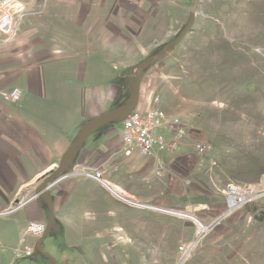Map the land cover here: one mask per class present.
Masks as SVG:
<instances>
[{
	"label": "crops",
	"instance_id": "0c3cea01",
	"mask_svg": "<svg viewBox=\"0 0 264 264\" xmlns=\"http://www.w3.org/2000/svg\"><path fill=\"white\" fill-rule=\"evenodd\" d=\"M187 1L190 0H82L78 4L60 1L50 5L49 18H45L49 21L39 17L46 16L45 11L42 15L37 12V16L27 14L12 40L0 33V213L10 210L16 200L35 197L22 209L6 215L15 216L8 228L16 232L14 246H20L18 236L21 237L28 223L46 225L48 207L38 193L42 179L59 167L63 154L90 120L118 108L108 107L121 89L107 85L106 73L112 72L105 59L120 58V49L124 47L126 53L131 51L130 45L122 48L123 43L154 41L155 33L159 35L157 41L174 39L182 28L172 38L168 32L165 38L160 37L167 30L160 31V28L169 25L171 16L184 17ZM68 14L74 25L69 26L72 29L63 39L59 38L65 46L61 55L54 49L56 45H50L41 35V27L53 24V20L58 23ZM195 26L194 20L192 29L181 42ZM112 69L123 70L131 83V69L121 64ZM146 74L143 71L135 108L139 112L146 108L150 94L158 97L155 88L150 89L144 82ZM12 89H18L21 95L16 104L1 97V93ZM159 107L164 110L160 98ZM164 111L169 117L178 118L186 131L174 154L146 157L133 151L126 157L121 143L122 123L116 127L107 122L95 127L74 148L65 174L74 170H100L105 183L133 203L183 211L202 221L211 218L207 209L222 211V214L226 206L222 196L214 201L200 195L194 187H187L196 179L195 173L202 163L198 158L203 157L197 155L195 146L186 145L189 134L180 115L173 114V109ZM211 159L207 160L208 166ZM50 194L53 224L73 229L77 221L64 222L65 215L90 214L95 222L89 228H100L107 233L111 238L107 241L109 245L124 237L144 240L152 246L155 241L162 243L168 239L171 227L177 228L180 222L184 225L183 219L126 205L97 182L83 176L59 182L50 189ZM186 194L193 199V204L187 203ZM6 233L2 232L5 239ZM34 241L27 238L29 245ZM9 250L16 249L10 247ZM0 264L12 263L7 262L6 255L0 254Z\"/></svg>",
	"mask_w": 264,
	"mask_h": 264
},
{
	"label": "rangeland",
	"instance_id": "374dc122",
	"mask_svg": "<svg viewBox=\"0 0 264 264\" xmlns=\"http://www.w3.org/2000/svg\"><path fill=\"white\" fill-rule=\"evenodd\" d=\"M14 1L24 2L30 16L45 11L46 16H39L43 20L49 18L52 3L78 4L82 0ZM197 5L195 30L170 48L162 59L148 66L143 79L150 89L155 88L164 110L173 109V114L180 115L189 134L186 139L189 148L200 141L212 146L210 154L198 158L202 163L195 173L196 179L187 187L192 186L200 195L217 201L218 190L229 182L260 184L264 190V0H197ZM189 6L187 1L184 17L169 18V25L160 28V31L167 29L160 37L165 38L168 32L172 38L184 27ZM52 22L41 27V35L61 53L65 46L59 38L68 34L74 21L68 14L58 23ZM152 37L154 41L123 43L122 48L130 45L131 51L126 53L124 47L120 49V58L105 59L112 72L106 73L107 85L121 89L109 108L128 102L132 85L123 70L115 71L112 67L121 64L131 69L132 80L136 65L156 55L167 43L157 41L156 33ZM125 117L119 116L108 123L117 127ZM211 158L217 161V167L207 173V160ZM186 195L187 203L193 204V199ZM205 211L213 218L198 220L204 225L211 224L207 234L198 238L197 225L183 219L184 225L180 222L177 228L171 227L168 239L162 243L155 241L152 246L144 240L124 237L109 245L107 233L100 228H89L95 217L82 212L78 216L67 214L64 222L77 221V226L72 229L52 224L42 241V249L56 264H264V222L256 218L264 216V195L229 215ZM14 217L0 216V254L6 255L7 262L12 264H53L36 250L29 258L13 255L21 248L14 246L16 232L8 229ZM2 232H8L6 239ZM20 239L18 236L17 240ZM194 241H197L195 245ZM190 244L192 250L185 257L179 248ZM10 247L16 250L12 252Z\"/></svg>",
	"mask_w": 264,
	"mask_h": 264
},
{
	"label": "built area",
	"instance_id": "2783aa9c",
	"mask_svg": "<svg viewBox=\"0 0 264 264\" xmlns=\"http://www.w3.org/2000/svg\"><path fill=\"white\" fill-rule=\"evenodd\" d=\"M26 4L23 2H15L14 0H0V33L5 35L7 40H12L19 32L24 17L28 14ZM1 97L11 104H16L20 100V92L18 89H12L8 93H1ZM167 132L169 137L165 135ZM185 129L181 126L178 118H171L167 113L159 107V98L150 94L146 108L139 112L134 109L126 115L121 124V143L123 154L128 157L133 151L146 157H154L159 154H174L178 151L180 139L185 136ZM195 151L199 157H204L212 152V146L206 142H198L195 145ZM217 167V162L211 159L207 168V173H211ZM83 176L91 179L105 188L113 197L120 202L133 206L151 209L170 216L189 219L197 225L198 238L207 234L212 228L211 224L204 225L193 216L178 210H169L155 208L151 206L133 203L126 198L119 190L108 186L103 180V172L74 170L71 173L64 174L55 185L70 177ZM54 185V186H55ZM219 195L224 198L225 211L221 214L229 215L238 209H241L259 199L264 195V190L260 184L255 185H237L229 182L218 190ZM29 200H19L10 210L0 213V216H6L22 209ZM193 217V218H192ZM212 223V222H211ZM45 231L44 223L30 222L28 223L21 235L20 247L15 253L16 258H29L32 256L35 247L27 243V238H34L36 241ZM194 241L192 244H196ZM181 246L179 250L183 256L187 257L190 253L191 245Z\"/></svg>",
	"mask_w": 264,
	"mask_h": 264
},
{
	"label": "water",
	"instance_id": "95a60500",
	"mask_svg": "<svg viewBox=\"0 0 264 264\" xmlns=\"http://www.w3.org/2000/svg\"><path fill=\"white\" fill-rule=\"evenodd\" d=\"M196 8H197V0H190V6L188 8V16L187 21L182 28V30L177 34V36L172 39L171 41L167 42L163 45L161 50L154 56L148 57L144 60H142L139 64L136 65L133 79H132V85H131V94L130 99L128 102H126L124 105L113 109L111 111H108L101 116L94 118L90 120L80 131L79 135L76 137V139L69 145L67 150L62 156V159L59 163V167L55 171H51L49 175L44 177L42 181L40 182L38 186V193L45 199L48 207V220L45 225V231L42 234V236L37 240L35 244V249L39 253L43 254L47 258L51 259V257L43 252L42 249V241L48 231L50 230L53 221H54V213H53V206H52V200H51V194L50 189L56 184V182L65 174L66 169L68 168L70 162H71V156L74 148L79 145L91 132L92 130L104 123L110 122L114 120L115 118L119 116H125L128 113H130L132 110H134L138 103V96H139V88H140V82L141 77L143 74V71L150 66L151 64L159 61L162 59L165 55V53L178 44L182 38L192 29V26L194 24V20L196 17ZM16 200L14 203H17ZM193 218V217H192ZM52 260V259H51ZM53 264H56L55 261H53Z\"/></svg>",
	"mask_w": 264,
	"mask_h": 264
},
{
	"label": "trees",
	"instance_id": "16d2710c",
	"mask_svg": "<svg viewBox=\"0 0 264 264\" xmlns=\"http://www.w3.org/2000/svg\"><path fill=\"white\" fill-rule=\"evenodd\" d=\"M162 47H163V45H162ZM161 47V48H162ZM161 48L159 49V51L161 50ZM158 51V52H159ZM135 70V69H134ZM131 94V93H130ZM248 206V205H247ZM257 219H258V221H260V222H264V216L262 215V216H258V217H256Z\"/></svg>",
	"mask_w": 264,
	"mask_h": 264
}]
</instances>
